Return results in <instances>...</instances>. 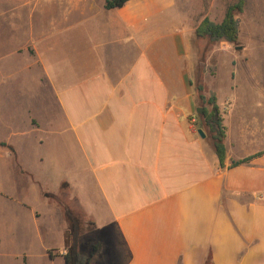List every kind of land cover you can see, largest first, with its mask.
<instances>
[{"label": "crops", "instance_id": "crops-1", "mask_svg": "<svg viewBox=\"0 0 264 264\" xmlns=\"http://www.w3.org/2000/svg\"><path fill=\"white\" fill-rule=\"evenodd\" d=\"M104 2L0 0L11 19L28 7L49 15L53 34L25 55L63 119L53 128L26 107L25 130L13 132L7 159L0 153L10 167L8 186L0 182V264H66L70 246L80 251L57 197L63 186L98 244L89 264H264V153L231 168L226 150L219 168L197 133L189 36L200 21L189 14L203 6L128 0L106 10ZM214 93L221 108L226 98ZM67 174L86 176L80 185L94 192V208Z\"/></svg>", "mask_w": 264, "mask_h": 264}, {"label": "rangeland", "instance_id": "rangeland-1", "mask_svg": "<svg viewBox=\"0 0 264 264\" xmlns=\"http://www.w3.org/2000/svg\"><path fill=\"white\" fill-rule=\"evenodd\" d=\"M235 1L181 0V4L203 6L202 13L189 14V22L195 25L204 15L215 22L222 20L226 7ZM2 5L0 3V9ZM48 16L41 7L25 8L21 15H14V19L10 18V13H0V153L5 154L4 157L13 148V132L26 128V107H33L43 124L49 123L55 128L63 122L55 95L41 74L40 67L34 66L36 60L25 55L28 52L30 56H35L33 45L28 43L41 47L43 34H53ZM236 18L239 19L240 28L235 44L225 41L209 43L206 39L196 37L194 32L189 36L194 62L191 86L195 94L209 99L210 94L215 95L216 92L219 100L226 98L221 108L216 105L226 128L225 149L232 161L264 152V0H246L243 11ZM211 56L215 58L213 74L203 71L204 67L210 66ZM55 69L57 79L64 80L59 69ZM198 86L202 88L200 92L195 91ZM39 88L42 90L39 91ZM199 107L203 112L204 109L210 110V106L201 101ZM51 151H58L57 146ZM62 160L64 162V158ZM0 166V182L8 186L10 167ZM65 166L64 162L62 168ZM84 177V174H76L68 178L76 182L73 187L79 198L94 208L91 202L94 192L80 185V179ZM61 188L57 197L66 217L67 229L70 234L76 233L82 237L80 251L89 255L92 250L91 237L87 236L92 230L90 221L83 209L71 199L69 190L65 186ZM54 190L51 188L50 191ZM46 209L50 210L48 206ZM41 225L53 226L57 238L58 228L53 220L42 218Z\"/></svg>", "mask_w": 264, "mask_h": 264}, {"label": "trees", "instance_id": "trees-1", "mask_svg": "<svg viewBox=\"0 0 264 264\" xmlns=\"http://www.w3.org/2000/svg\"><path fill=\"white\" fill-rule=\"evenodd\" d=\"M127 1L128 0H105L104 8L106 10L121 8ZM245 3L246 0H236L234 4L227 6L224 16L219 23L210 20L208 17H204L195 28L194 33L196 37L206 39L209 43L225 41L227 43L235 44L238 40L240 28L239 19L236 18V15L243 11ZM209 62L210 66L204 67L203 71L213 74L215 70V58L211 56ZM201 90L202 88H200V86L195 88V91L197 92H200ZM199 99L202 103L208 104L210 106V110L204 109L202 114L196 115V127L201 129L205 134V139L210 144L215 156L217 157L219 168H223L226 157V149L224 145L226 128L223 125V118L216 105L215 95L211 93L209 99H205L204 96L199 95ZM262 153L264 152H259L238 161H232L230 167L232 168L246 163L253 157L259 156ZM70 236L73 241L76 240L78 242V240L81 239L80 236L77 237L76 233H71L69 234V237ZM97 251L98 244L93 245V249L89 255L80 251L77 252L75 250V245L73 244L65 253V263L89 264L90 258L97 253ZM204 264H210V257L207 258Z\"/></svg>", "mask_w": 264, "mask_h": 264}, {"label": "water", "instance_id": "water-1", "mask_svg": "<svg viewBox=\"0 0 264 264\" xmlns=\"http://www.w3.org/2000/svg\"><path fill=\"white\" fill-rule=\"evenodd\" d=\"M203 112V109L202 108H200V107H198L197 109H196V114H201ZM197 133H198V135L200 136V138H205V134L202 132V130L201 129H198L197 130Z\"/></svg>", "mask_w": 264, "mask_h": 264}]
</instances>
